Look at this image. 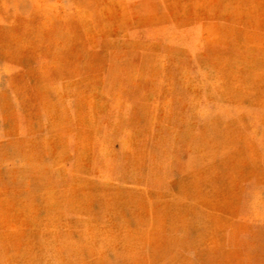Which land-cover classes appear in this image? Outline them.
<instances>
[{"label": "rangeland", "instance_id": "obj_1", "mask_svg": "<svg viewBox=\"0 0 264 264\" xmlns=\"http://www.w3.org/2000/svg\"><path fill=\"white\" fill-rule=\"evenodd\" d=\"M0 264H264V0H0Z\"/></svg>", "mask_w": 264, "mask_h": 264}]
</instances>
